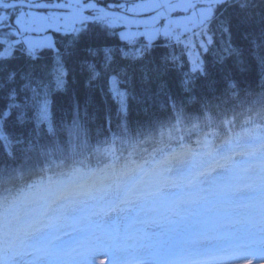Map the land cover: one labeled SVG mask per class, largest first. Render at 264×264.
Returning <instances> with one entry per match:
<instances>
[{
	"label": "trees",
	"instance_id": "1",
	"mask_svg": "<svg viewBox=\"0 0 264 264\" xmlns=\"http://www.w3.org/2000/svg\"><path fill=\"white\" fill-rule=\"evenodd\" d=\"M119 1L97 0L106 7ZM118 30L107 21H92L75 33L53 32L55 47L36 48L34 57L21 42L0 56V127L16 149L15 158L0 159V198L18 217L14 221L26 223L25 213L36 196L30 186L39 188L59 171L75 167L84 190L85 175L102 179L112 161V140L115 167L120 169L126 162L130 167L143 163L129 155L131 149L126 151L131 145L144 142L141 147L154 154L151 149L160 132L170 127H179L174 134L185 137L186 148L197 149V140L221 143L226 137L220 130L192 127L211 113L234 120L233 128L225 126L227 135L240 138L245 152L252 145L256 150L236 157L245 161L247 171L233 181L243 186L227 189L228 195L218 198L206 213L225 208L226 213H243L241 219L245 214L254 218L264 207V167L258 164L264 159V0L213 4L205 28L209 42L196 69L183 45L157 37L146 46L145 39L138 38L133 51ZM4 31L0 29V36L16 38ZM111 77L124 92L122 101L112 92ZM9 106L12 116L5 123L2 116ZM171 148L179 150V144L173 142ZM151 211L145 207L139 212ZM94 221L103 230L111 228L107 217ZM79 226L58 227L54 233L67 240L80 231ZM28 237L36 240L37 234L25 232L18 242ZM2 244L0 235V264H7Z\"/></svg>",
	"mask_w": 264,
	"mask_h": 264
},
{
	"label": "snow or ice",
	"instance_id": "2",
	"mask_svg": "<svg viewBox=\"0 0 264 264\" xmlns=\"http://www.w3.org/2000/svg\"><path fill=\"white\" fill-rule=\"evenodd\" d=\"M141 15L144 23H131L143 31L130 29L127 34H121L133 51H136L138 38H143L149 32L164 31L168 34L171 31L164 24L165 17L150 13ZM3 20L4 17L0 16V23ZM109 51L105 49V52ZM11 107H6L2 116L5 123L12 116ZM44 115L46 117V111ZM225 126L227 129L233 128L234 120L220 119L213 113L205 115L202 122L193 124V128L202 131L218 129L226 137L218 144L197 140V149L186 148L183 135L176 138L174 132H180L179 127L160 132L159 139L151 149L154 154L148 155L149 150L141 147L144 142L131 145L126 151L131 149L129 155L143 160V163L130 167L126 162L123 169L113 167L111 176L101 180L104 186L99 188L84 190V185L79 182L83 177L75 167L67 172L59 171L55 178L49 177L47 183L39 188L30 186L36 196L25 213L26 235L37 234L36 242L46 249L57 239L54 232L58 227L77 224L80 225V235L74 238L66 254L71 255L76 248L83 247L85 252L77 253L83 257L82 264H95L97 255L107 256L108 264H117L111 249L93 242V232L104 228L94 218L102 221L110 213L127 216L145 207L163 209L181 218L208 210L218 198L227 196V189L233 180L247 171L236 157L253 154L245 152L240 138L228 136ZM173 142L179 144V150L171 148ZM156 144H163V147H156ZM15 155L14 143L5 129V134L0 135V159L15 158ZM144 155H148V158L144 159ZM78 163L82 165L83 161ZM56 168L60 169V165ZM261 181L264 185V177ZM5 205L7 203L0 204V229L6 232L10 224L9 216L13 219L18 217ZM69 220L71 223H68ZM173 223L177 225L171 230L174 234L156 247L153 253L156 259L150 264H237V261L248 256L264 258V207L261 208L260 219L255 221L237 218L228 221L227 225L193 221L183 227L176 221Z\"/></svg>",
	"mask_w": 264,
	"mask_h": 264
},
{
	"label": "rangeland",
	"instance_id": "3",
	"mask_svg": "<svg viewBox=\"0 0 264 264\" xmlns=\"http://www.w3.org/2000/svg\"><path fill=\"white\" fill-rule=\"evenodd\" d=\"M13 0H0V2H8ZM29 2H39V1H60L63 3H70L80 5L83 3L97 2V0H26ZM137 1L140 0H120L117 5L112 4L108 6H116L117 10L128 12L133 15H141L142 13H148L147 11H141L137 6ZM145 1V0H141ZM174 1V0H171ZM226 1V0H225ZM217 2L215 4L222 3ZM188 3V2H187ZM114 9V8H112ZM89 12V11H88ZM213 13V4H207L206 2L200 0L192 1L187 8H178L173 10L172 13L166 14L164 19V24L168 25L171 31L165 34L164 31L149 32L143 38L145 39L144 45L149 46L153 39L157 37L165 38L169 42H175L183 45L186 49V53L189 57L191 67L193 69L200 68L202 64L201 51L206 47L209 42V37L206 33L207 22L209 21ZM10 14L9 20L13 24V28L8 26L7 20L4 18L3 22L0 23V29L5 28L4 34L11 33L16 36L15 39L11 41L7 36H0V56L8 55L15 43L21 42L29 50L36 51V48L42 47H55L52 33L55 31H45L40 32L39 28H32L29 32H25L22 36L17 37L18 32H24L26 27L37 25L40 23V19L45 18L48 20H60L58 16L59 11L52 9L44 10H34L27 7L15 6L13 8L0 6V16L5 17V15ZM101 21H107L112 25H117L113 23L110 19H99ZM94 20V21H99ZM19 21V22H17ZM92 22V21H91ZM84 23H74L72 28H64V30L72 29V33L80 30ZM118 26V25H117ZM9 27V28H8ZM7 29V30H6ZM132 31H143V29L136 28H119L118 34L122 39V33L127 34L129 30ZM8 31V32H7ZM70 33V32H69ZM124 40V39H123ZM111 89L113 94L120 100H123L124 92L116 87L114 83V78L111 77ZM0 135H4L0 127ZM242 162V167H245V161ZM261 163V162H260ZM258 163V164H260ZM111 167L107 170L106 175L103 177L111 176ZM96 180L92 177L86 178L87 182L90 183L86 190H92V186H96L97 182L103 180ZM243 186L242 182L233 181L228 189L235 190ZM248 203L244 201V204ZM261 208H258L257 215L252 218L249 214H245L243 219H252L253 221L260 219ZM151 209V208H150ZM222 210V212H221ZM214 211L208 215L207 210H201L198 215H188L185 218L173 215L168 211L153 210L151 214L144 213H129L127 216L125 214H112L110 213L107 218L113 221L118 229V237L116 239V248L114 250V258L117 264H150L156 258L153 253L159 244L167 240L170 234H173L171 230L177 225L173 223L176 221L180 224H191L193 221H199L201 223H216L225 224L232 219L240 218L243 213H230L225 208ZM10 219V224L8 229L2 238L5 240V250L4 258L7 260L8 264H82L83 257L77 255V253L85 252V248H76L71 255L66 254L69 247L71 246L74 238L80 235V231L74 233L72 236L67 238L61 245L55 247L58 244V240L55 239L51 245L46 249L41 247L36 240H31L30 237L26 238L22 242L21 246L18 247L17 243H14V238L21 236L23 231H25V223L17 225L14 220ZM125 219V220H124ZM241 219V218H240ZM117 220L119 223H117ZM220 222V223H219ZM182 225V227H183ZM148 228V229H147ZM23 229V231H22ZM115 229V228H114ZM113 227L100 231L98 234L93 235V242L98 244H103L105 247L110 249L111 242L113 240ZM5 230H3L4 232ZM66 231V230H65ZM56 236L57 233H54ZM57 238V237H56ZM133 241L131 244L130 242ZM107 256L97 255L95 257V264L103 263L106 261ZM108 264V263H107ZM237 264H264V258H258L257 256H248L246 259L237 261Z\"/></svg>",
	"mask_w": 264,
	"mask_h": 264
},
{
	"label": "water",
	"instance_id": "4",
	"mask_svg": "<svg viewBox=\"0 0 264 264\" xmlns=\"http://www.w3.org/2000/svg\"><path fill=\"white\" fill-rule=\"evenodd\" d=\"M194 0H145V1H137V6L141 11H147L153 16H163L166 14L172 13L173 10L178 8H187L189 4ZM206 2L207 4H215L217 2L225 1V0H200ZM188 2V3H187ZM5 6L9 8H13L15 6H24L34 10H44V9H52L59 11L60 20H48L45 18L40 19V23L33 26H28L24 29V32H18V30H14L17 33V37L22 36L27 30L29 32L32 28L41 29V33L45 31H55V32H65L69 33L72 31V26L74 23H84L91 22L99 19H110L113 23L117 24L119 28H135V25L131 22H135L136 24L144 23V17L142 15H133L128 12L112 9L106 7L103 4L98 2H89L83 3L80 5L63 3L58 1H39V2H29L26 0H13L8 2H0V6ZM89 11V12H88ZM3 17V16H2ZM10 14L5 15V19L7 20L8 26L13 28V24L9 20ZM124 26H120V25ZM72 28L64 30V28ZM14 29V28H13Z\"/></svg>",
	"mask_w": 264,
	"mask_h": 264
},
{
	"label": "bare ground",
	"instance_id": "5",
	"mask_svg": "<svg viewBox=\"0 0 264 264\" xmlns=\"http://www.w3.org/2000/svg\"><path fill=\"white\" fill-rule=\"evenodd\" d=\"M112 214H114V213H112ZM117 237H118V233L116 232V230H113V234H112L113 240H112V243H111V246H110V249H111L112 252H114V250L116 248V239H117ZM105 262L106 263L108 262V257L106 258Z\"/></svg>",
	"mask_w": 264,
	"mask_h": 264
},
{
	"label": "clouds",
	"instance_id": "6",
	"mask_svg": "<svg viewBox=\"0 0 264 264\" xmlns=\"http://www.w3.org/2000/svg\"><path fill=\"white\" fill-rule=\"evenodd\" d=\"M181 207H183V206H181ZM172 211H175V209H173ZM171 213V212H170Z\"/></svg>",
	"mask_w": 264,
	"mask_h": 264
}]
</instances>
